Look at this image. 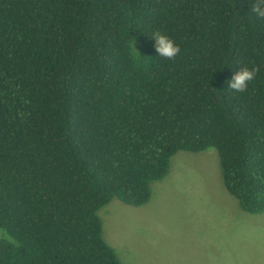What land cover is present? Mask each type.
<instances>
[{
  "label": "trees",
  "instance_id": "obj_1",
  "mask_svg": "<svg viewBox=\"0 0 264 264\" xmlns=\"http://www.w3.org/2000/svg\"><path fill=\"white\" fill-rule=\"evenodd\" d=\"M251 4L0 0V264H122L100 211L147 205L182 151L216 149L226 190L264 212V23L232 7ZM237 60L259 69L242 94Z\"/></svg>",
  "mask_w": 264,
  "mask_h": 264
},
{
  "label": "rangeland",
  "instance_id": "obj_2",
  "mask_svg": "<svg viewBox=\"0 0 264 264\" xmlns=\"http://www.w3.org/2000/svg\"><path fill=\"white\" fill-rule=\"evenodd\" d=\"M99 216L122 264H264V212L226 190L216 149L177 153L147 205L115 199Z\"/></svg>",
  "mask_w": 264,
  "mask_h": 264
},
{
  "label": "clouds",
  "instance_id": "obj_3",
  "mask_svg": "<svg viewBox=\"0 0 264 264\" xmlns=\"http://www.w3.org/2000/svg\"><path fill=\"white\" fill-rule=\"evenodd\" d=\"M232 7L234 13L237 14V18H253L259 23H264V0H252L251 11L245 16H241L238 12H236L234 10V5ZM148 38L153 42V48L155 49L156 53L155 57H159L166 61H174L175 58L181 53L180 45L166 31L159 29L152 30L148 32ZM129 46L137 56L141 55L136 47V37ZM231 67L235 68L236 70L226 81L227 91L238 94L247 92L250 84L257 78L259 69L257 67L250 68L245 66L239 60L236 61L235 66ZM216 71L217 69H215L213 73Z\"/></svg>",
  "mask_w": 264,
  "mask_h": 264
}]
</instances>
